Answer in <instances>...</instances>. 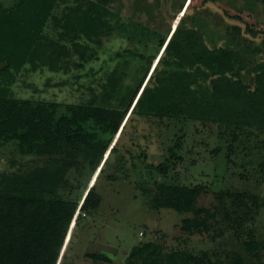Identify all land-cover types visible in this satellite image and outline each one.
<instances>
[{
  "label": "trees",
  "instance_id": "1",
  "mask_svg": "<svg viewBox=\"0 0 264 264\" xmlns=\"http://www.w3.org/2000/svg\"><path fill=\"white\" fill-rule=\"evenodd\" d=\"M109 1L0 3V152L13 148L21 156L48 159L47 164L24 173H0V264H60L69 230L82 213L96 211L100 202L95 186L77 198L66 175L87 163L91 177L99 167L97 176L102 174L108 157L118 153L120 129L128 115L211 123L219 135H228L233 142L239 141L240 134L249 137V129L264 131V62L251 68L249 86L240 78L244 65L238 51L210 49L196 30L180 27L182 19L162 35L134 18H121L108 7ZM115 36L131 47L114 53V68L101 82L99 95L93 94L88 103L60 105L12 96L11 88L22 73L43 69L67 73L71 65L82 69L103 41ZM204 81H209V87L202 85ZM182 146L181 136L158 163L146 162V155L138 154L142 170H131L142 172L144 181L154 187L153 193L146 192L153 211L187 215L180 225L186 234L209 233L216 214L197 206L202 188L164 180L182 160ZM119 158L120 172L126 164L124 157ZM258 170L264 171V161ZM234 198L235 213L241 207L245 216L251 212L245 199L255 208L264 207V200L256 196ZM223 214L224 221H230L226 210ZM242 244L246 254L260 249L253 239ZM89 257L109 262L103 255ZM227 261L245 264L235 252ZM135 264L220 263L206 254L164 253L149 243Z\"/></svg>",
  "mask_w": 264,
  "mask_h": 264
},
{
  "label": "rangeland",
  "instance_id": "2",
  "mask_svg": "<svg viewBox=\"0 0 264 264\" xmlns=\"http://www.w3.org/2000/svg\"><path fill=\"white\" fill-rule=\"evenodd\" d=\"M13 1L0 3L10 6ZM107 5L121 18H134L162 35L173 31L182 19L180 27L196 30L210 49L238 51L244 65L240 78L249 86L253 84L251 68L264 62V0H110ZM129 47L125 39L115 36L104 40L82 69L71 65L67 73L46 69L24 72L12 86V96L31 102L84 105L93 94L99 95L101 82L115 66L114 53ZM202 85L209 87V81ZM249 135L240 134L239 141L233 142L228 135H219L211 123L128 115L120 129L118 153L108 157L102 174L97 176L99 167L91 177L87 163L66 175L77 198L95 186L100 202L96 211L82 213L69 230L60 264H135L149 243L164 253L182 250L197 256L206 254L220 264H228L227 258L234 252L245 264H264V207L255 208L245 199L251 209L245 216L243 207L235 213L232 204L236 194L264 200V171L258 170L264 161V131L249 129ZM181 136L182 160L164 180L202 188L197 206L216 214L209 233L186 234L180 225L187 215L153 211L146 192L153 193L154 187L144 181L142 172L131 170H142L143 163L136 158L141 153L146 162H160L167 147ZM119 157H124L126 164L120 172ZM47 162L46 157L21 156L6 148L0 152V173H24ZM224 210L230 221H224ZM251 239L260 243L254 255L246 254L242 244ZM89 255H103L109 262L94 261Z\"/></svg>",
  "mask_w": 264,
  "mask_h": 264
},
{
  "label": "bare ground",
  "instance_id": "3",
  "mask_svg": "<svg viewBox=\"0 0 264 264\" xmlns=\"http://www.w3.org/2000/svg\"><path fill=\"white\" fill-rule=\"evenodd\" d=\"M115 140H116V139H115ZM114 142H115V141H114ZM113 144H115V143H113ZM106 155H108V153H107ZM106 155H105V156H106ZM73 223H74V222H73Z\"/></svg>",
  "mask_w": 264,
  "mask_h": 264
},
{
  "label": "water",
  "instance_id": "4",
  "mask_svg": "<svg viewBox=\"0 0 264 264\" xmlns=\"http://www.w3.org/2000/svg\"><path fill=\"white\" fill-rule=\"evenodd\" d=\"M112 145V144H111Z\"/></svg>",
  "mask_w": 264,
  "mask_h": 264
}]
</instances>
